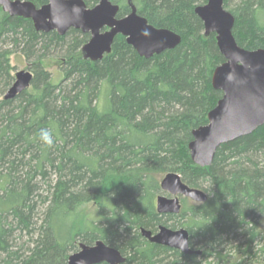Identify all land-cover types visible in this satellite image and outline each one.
Segmentation results:
<instances>
[{"label":"trees","instance_id":"16d2710c","mask_svg":"<svg viewBox=\"0 0 264 264\" xmlns=\"http://www.w3.org/2000/svg\"><path fill=\"white\" fill-rule=\"evenodd\" d=\"M100 1L84 0L88 8ZM111 1L118 18L130 14V0ZM233 2L224 6L235 17L236 42L264 49V0ZM206 3L133 0L139 15L179 35L180 44L146 59L118 35L95 62L83 53L89 33L38 32L32 20L0 7V264H67L80 243L98 241L119 250L124 264H264V125L219 147L210 167L190 156L194 130L209 123L223 96L212 79L225 59L195 12ZM17 53L30 63L32 83L5 100ZM54 55L59 84L43 65ZM41 129L51 131L53 147L41 142ZM168 173L208 200L188 205L185 198L179 215L158 214ZM161 226L188 230L201 255L141 235Z\"/></svg>","mask_w":264,"mask_h":264},{"label":"water","instance_id":"95a60500","mask_svg":"<svg viewBox=\"0 0 264 264\" xmlns=\"http://www.w3.org/2000/svg\"><path fill=\"white\" fill-rule=\"evenodd\" d=\"M37 8L32 2L23 0H0L2 10L14 17L30 19L38 32L56 31L60 36L71 29L89 33L91 38L84 46L87 59L100 61L111 53L116 36L122 35L134 50L146 59L175 49L181 37L167 29H157L139 15L133 6L131 12L118 18L120 7L111 0H101L98 5L88 8L84 0H46ZM225 0H207L195 10L202 20L206 34H216L217 45L225 62L216 68L212 85L223 96L209 113L206 126L193 132L189 144L192 161L200 167H210L219 147L253 134L264 125V49L254 51L241 48L233 36L235 17L225 9ZM33 74L21 71L15 75V82L4 99L11 100L30 88ZM162 195L156 201L160 215H179L181 200L187 198L202 204L208 194L192 188L183 182L178 173H168L161 181ZM164 194H168L167 197ZM141 235L149 242L178 250L186 255H201L193 249L188 230H173L161 226L153 233L144 228ZM126 257L116 248L102 241L92 246L80 243L67 264H124Z\"/></svg>","mask_w":264,"mask_h":264},{"label":"rangeland","instance_id":"374dc122","mask_svg":"<svg viewBox=\"0 0 264 264\" xmlns=\"http://www.w3.org/2000/svg\"><path fill=\"white\" fill-rule=\"evenodd\" d=\"M238 0H234L233 2V6L235 5V3H237ZM43 65L45 66V68L52 73V80H53V83L54 84H59L60 81L62 80V73H61V70H60V60H58V56L57 55H54L52 57H50L49 59L45 60L43 62ZM11 66L14 68V71H13V75H16L18 72H21V71H30V63L27 61V59L20 53H17L15 55H13L11 57ZM104 105V97L102 96L101 99H100V106L103 107ZM164 178V177H163ZM163 194V193H162ZM161 194V195H162ZM166 195L167 197H170L168 194H164ZM160 196V195H159ZM185 199V198H182V200ZM187 199V198H186ZM181 200V205H182V208H183V202ZM187 204L188 205H191V204H198V203H195L194 201L190 200V199H187ZM182 211V210H181ZM89 213H90V216H93L95 214L94 212V208L93 209H90L89 210ZM95 217V215H94ZM262 226L264 227V220H263V224Z\"/></svg>","mask_w":264,"mask_h":264},{"label":"clouds","instance_id":"9594fccd","mask_svg":"<svg viewBox=\"0 0 264 264\" xmlns=\"http://www.w3.org/2000/svg\"><path fill=\"white\" fill-rule=\"evenodd\" d=\"M39 136H40L41 142L47 147H53L55 145V139L50 130L41 129Z\"/></svg>","mask_w":264,"mask_h":264}]
</instances>
